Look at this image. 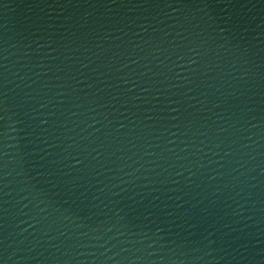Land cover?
Wrapping results in <instances>:
<instances>
[{"label": "water", "instance_id": "obj_1", "mask_svg": "<svg viewBox=\"0 0 264 264\" xmlns=\"http://www.w3.org/2000/svg\"><path fill=\"white\" fill-rule=\"evenodd\" d=\"M0 264H264V0H0Z\"/></svg>", "mask_w": 264, "mask_h": 264}]
</instances>
